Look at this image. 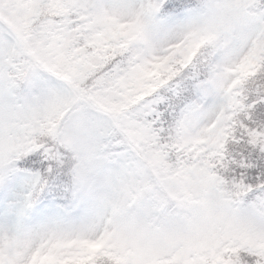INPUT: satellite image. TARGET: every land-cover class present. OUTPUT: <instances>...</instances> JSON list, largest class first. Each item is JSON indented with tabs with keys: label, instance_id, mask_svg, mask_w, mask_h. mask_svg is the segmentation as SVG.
<instances>
[{
	"label": "snow or ice",
	"instance_id": "obj_1",
	"mask_svg": "<svg viewBox=\"0 0 264 264\" xmlns=\"http://www.w3.org/2000/svg\"><path fill=\"white\" fill-rule=\"evenodd\" d=\"M0 264H264V0H0Z\"/></svg>",
	"mask_w": 264,
	"mask_h": 264
}]
</instances>
